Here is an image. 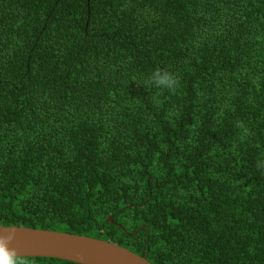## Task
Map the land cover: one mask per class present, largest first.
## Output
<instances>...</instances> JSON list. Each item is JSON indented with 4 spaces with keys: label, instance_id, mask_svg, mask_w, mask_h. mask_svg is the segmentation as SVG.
<instances>
[{
    "label": "trees",
    "instance_id": "obj_1",
    "mask_svg": "<svg viewBox=\"0 0 264 264\" xmlns=\"http://www.w3.org/2000/svg\"><path fill=\"white\" fill-rule=\"evenodd\" d=\"M262 161L264 0H0V225L264 264Z\"/></svg>",
    "mask_w": 264,
    "mask_h": 264
},
{
    "label": "water",
    "instance_id": "obj_2",
    "mask_svg": "<svg viewBox=\"0 0 264 264\" xmlns=\"http://www.w3.org/2000/svg\"><path fill=\"white\" fill-rule=\"evenodd\" d=\"M0 242L15 250L16 257H56L80 264H153L116 243L68 232L0 225Z\"/></svg>",
    "mask_w": 264,
    "mask_h": 264
},
{
    "label": "clouds",
    "instance_id": "obj_3",
    "mask_svg": "<svg viewBox=\"0 0 264 264\" xmlns=\"http://www.w3.org/2000/svg\"><path fill=\"white\" fill-rule=\"evenodd\" d=\"M178 83L173 73L159 68L151 73L146 82L147 86L168 91H174ZM260 167H264V161L261 162ZM9 239H11V236H9ZM0 264H19L15 250L8 249L2 242H0Z\"/></svg>",
    "mask_w": 264,
    "mask_h": 264
}]
</instances>
